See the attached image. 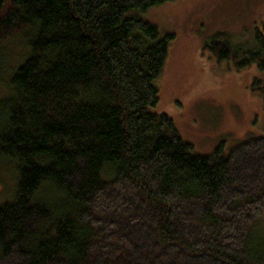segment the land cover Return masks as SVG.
I'll return each mask as SVG.
<instances>
[{
	"label": "trees",
	"instance_id": "trees-1",
	"mask_svg": "<svg viewBox=\"0 0 264 264\" xmlns=\"http://www.w3.org/2000/svg\"><path fill=\"white\" fill-rule=\"evenodd\" d=\"M172 1L0 0V44L29 51L0 97V264H264V138L200 155L152 111L175 38L142 15ZM262 23L203 48L264 72Z\"/></svg>",
	"mask_w": 264,
	"mask_h": 264
},
{
	"label": "rangeland",
	"instance_id": "rangeland-1",
	"mask_svg": "<svg viewBox=\"0 0 264 264\" xmlns=\"http://www.w3.org/2000/svg\"><path fill=\"white\" fill-rule=\"evenodd\" d=\"M173 34L163 74L155 80L160 98L152 111L168 114L178 134L200 155L223 145L228 155L247 141L264 138V101L252 90L264 72L254 64L238 71L204 50L217 33L231 35L235 46L253 48L255 30L264 20V0H173L142 15ZM23 39L0 44V97L6 95L13 71L29 56ZM17 176L0 158V206L14 202ZM249 234L264 241V211Z\"/></svg>",
	"mask_w": 264,
	"mask_h": 264
}]
</instances>
